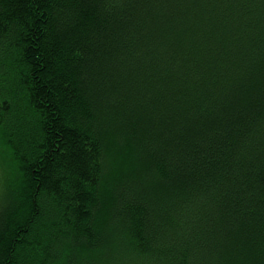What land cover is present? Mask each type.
<instances>
[{"label": "trees", "instance_id": "trees-1", "mask_svg": "<svg viewBox=\"0 0 264 264\" xmlns=\"http://www.w3.org/2000/svg\"><path fill=\"white\" fill-rule=\"evenodd\" d=\"M0 264H264V0H0Z\"/></svg>", "mask_w": 264, "mask_h": 264}, {"label": "rangeland", "instance_id": "rangeland-1", "mask_svg": "<svg viewBox=\"0 0 264 264\" xmlns=\"http://www.w3.org/2000/svg\"><path fill=\"white\" fill-rule=\"evenodd\" d=\"M2 176H3V169L0 163V187H1V180H2Z\"/></svg>", "mask_w": 264, "mask_h": 264}]
</instances>
